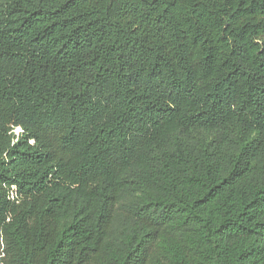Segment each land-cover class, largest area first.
<instances>
[{
  "label": "trees",
  "instance_id": "obj_1",
  "mask_svg": "<svg viewBox=\"0 0 264 264\" xmlns=\"http://www.w3.org/2000/svg\"><path fill=\"white\" fill-rule=\"evenodd\" d=\"M0 264H264V0H0Z\"/></svg>",
  "mask_w": 264,
  "mask_h": 264
},
{
  "label": "rangeland",
  "instance_id": "obj_2",
  "mask_svg": "<svg viewBox=\"0 0 264 264\" xmlns=\"http://www.w3.org/2000/svg\"><path fill=\"white\" fill-rule=\"evenodd\" d=\"M13 133L17 136L18 134H20V131L17 132L15 129H13Z\"/></svg>",
  "mask_w": 264,
  "mask_h": 264
},
{
  "label": "water",
  "instance_id": "obj_3",
  "mask_svg": "<svg viewBox=\"0 0 264 264\" xmlns=\"http://www.w3.org/2000/svg\"><path fill=\"white\" fill-rule=\"evenodd\" d=\"M21 132V131H20Z\"/></svg>",
  "mask_w": 264,
  "mask_h": 264
}]
</instances>
